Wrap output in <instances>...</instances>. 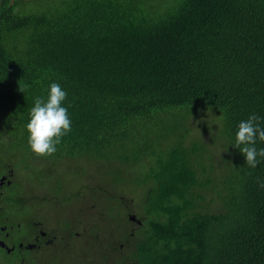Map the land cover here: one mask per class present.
<instances>
[{
	"label": "trees",
	"instance_id": "trees-1",
	"mask_svg": "<svg viewBox=\"0 0 264 264\" xmlns=\"http://www.w3.org/2000/svg\"><path fill=\"white\" fill-rule=\"evenodd\" d=\"M39 6L0 23V80L18 94V144L30 151L29 111L59 83L72 131L53 155L33 154L49 161L43 177L65 162H94L108 185L145 193L140 223L130 221L136 230L115 223L107 237L97 234L92 263L264 264V158L249 168L233 146L250 115L264 128V0ZM203 115L215 116L209 128L199 125ZM76 177L52 180L51 200H68L65 186L81 188L85 175ZM96 187L102 202L116 196L104 182ZM60 251L53 264L90 262V253Z\"/></svg>",
	"mask_w": 264,
	"mask_h": 264
},
{
	"label": "flooded vegetation",
	"instance_id": "flooded-vegetation-1",
	"mask_svg": "<svg viewBox=\"0 0 264 264\" xmlns=\"http://www.w3.org/2000/svg\"><path fill=\"white\" fill-rule=\"evenodd\" d=\"M48 1L0 0V23L9 20V24L21 15L19 12L23 8L32 10L34 5H43ZM17 101L14 86L0 80V264H43L50 252L51 256L56 257L57 249L64 250L71 245L79 236L75 231L78 227L72 228L79 224L82 226L84 222L72 227L67 221L62 223V220H57V217L55 222H49L45 218L47 205H62L56 200L52 201L51 194L46 197L25 192L30 190L28 185H32V181L26 177L20 180L19 167L25 174L32 170L43 173L47 165L30 151L20 150L22 146L15 135L17 110L14 104ZM42 178V186L45 187L47 180L43 175ZM85 231V228L81 230L82 234ZM72 252L69 251L70 254Z\"/></svg>",
	"mask_w": 264,
	"mask_h": 264
},
{
	"label": "rangeland",
	"instance_id": "rangeland-1",
	"mask_svg": "<svg viewBox=\"0 0 264 264\" xmlns=\"http://www.w3.org/2000/svg\"><path fill=\"white\" fill-rule=\"evenodd\" d=\"M45 4H47V2H45ZM33 8L42 10L39 5H34ZM28 11L29 8L27 7L23 8L19 13L23 14ZM214 119L215 116L213 117L212 115H203L200 118L199 125L202 127V129L209 128ZM216 124L212 125V128L215 130V132L213 130L211 134L207 136V139L209 141L213 140L214 134L218 132L216 131ZM194 130L196 131L197 129L194 127ZM200 132H203V130H201ZM206 135L207 133L203 132V137H206ZM20 150L23 151L25 150V148L20 147ZM29 157L31 159V156ZM32 159L36 160L35 158ZM72 161L76 162V160ZM44 164L48 165L49 161H44ZM59 165L60 162L58 166ZM60 166L63 168V170H56L55 173L46 181L45 187L42 186V184L44 183V179L42 178L43 173H36V171L32 170L30 173L25 174L21 167H19V178L21 180L22 177H26L30 181H32V185H28L30 187V190H26L25 192L31 191L37 196L47 197L48 194H51L49 186L50 184H52V180L57 181L59 178L62 179L64 177L77 178L76 175H85V177H83V179L81 180L83 183L81 188L78 189L79 185L75 189H72V186L71 188L69 186H65L68 191L66 193L69 194V199L62 201V206L55 207L53 204L47 205V207L45 208V218L52 223L55 222L54 219L55 217H57V220L63 221L62 223L67 221V223L71 227L74 224H78L79 222H84V225L80 226L81 224H79L76 227L72 228L74 230L78 227V229H75V231L79 233V236L71 242L70 246L68 245V250H74L75 252H85L88 255L90 253V262L86 263V256L85 258L78 256L80 257L78 258V262H76L74 259L68 258L70 261L69 264H94L92 262L99 255L97 251L100 250L97 248L95 243L97 241H100V243H102L103 240L100 235H98L97 237V234H101L107 237L116 229L115 223L117 224V226H121L122 231L126 230V232L128 233L135 231L137 225L133 223L136 226L135 227L128 220V212H130V214H135L139 219L141 218L140 212H143V209L141 208L140 204L145 193H143V191H140L139 189H136L135 187L129 186L128 182L117 187L108 185L109 183H107V180H105L106 177L104 175L105 169L99 168L98 164L94 162H81L79 164L80 167L75 163L66 164L65 162V164L62 163ZM43 171H46V168H43ZM99 182H104V184H106L110 188L111 194L116 195L110 197L109 202L105 203L104 201L102 202L99 199V189L96 187ZM83 186H88V189L86 190ZM108 187L105 188L106 194L109 192ZM84 228L86 229V231L82 234L81 230L84 231ZM92 231L95 232L94 235H92ZM124 237L125 235L120 234V239H118L119 244H126L123 242ZM125 246L126 245H124L123 248H125ZM57 251L58 252L55 253L57 259L60 258V255L65 254L64 251H60L58 249ZM51 254L52 253L50 252L47 255V261L43 260V264H53L52 261L57 260L56 257L51 256ZM65 256L66 261H68L67 255ZM114 257L115 256L110 254V258L112 260L115 259Z\"/></svg>",
	"mask_w": 264,
	"mask_h": 264
},
{
	"label": "clouds",
	"instance_id": "clouds-1",
	"mask_svg": "<svg viewBox=\"0 0 264 264\" xmlns=\"http://www.w3.org/2000/svg\"><path fill=\"white\" fill-rule=\"evenodd\" d=\"M68 93L59 83L50 84L47 99L35 98L34 106L29 111L27 144L31 154L38 157L51 156L57 151L62 138L72 131V121L68 109L63 106ZM261 117L252 114L246 121H241L235 135L234 147L238 148L246 159L249 168H256L264 158V148L257 149V140L264 142V128L260 127ZM260 188L264 182L258 178Z\"/></svg>",
	"mask_w": 264,
	"mask_h": 264
},
{
	"label": "water",
	"instance_id": "water-1",
	"mask_svg": "<svg viewBox=\"0 0 264 264\" xmlns=\"http://www.w3.org/2000/svg\"><path fill=\"white\" fill-rule=\"evenodd\" d=\"M128 219L129 221L140 223V221H138L136 215L134 214L129 215Z\"/></svg>",
	"mask_w": 264,
	"mask_h": 264
}]
</instances>
